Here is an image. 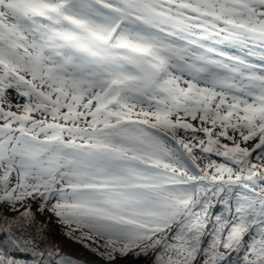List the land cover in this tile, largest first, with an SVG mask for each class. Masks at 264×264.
<instances>
[{
  "label": "snow or ice",
  "instance_id": "obj_1",
  "mask_svg": "<svg viewBox=\"0 0 264 264\" xmlns=\"http://www.w3.org/2000/svg\"><path fill=\"white\" fill-rule=\"evenodd\" d=\"M53 217L107 264H264V0H0V264H80Z\"/></svg>",
  "mask_w": 264,
  "mask_h": 264
},
{
  "label": "trees",
  "instance_id": "obj_2",
  "mask_svg": "<svg viewBox=\"0 0 264 264\" xmlns=\"http://www.w3.org/2000/svg\"><path fill=\"white\" fill-rule=\"evenodd\" d=\"M255 162V161H254ZM33 211L35 212V210L33 209ZM38 220L40 221H45V216L43 215H38ZM55 220V218H54ZM52 222V224H54L55 226H59L62 234L64 235L65 238L69 239L72 243L74 244H78L82 247H85L83 243H78L76 240L69 238L66 234L64 229L56 222ZM0 227H3V219L0 222ZM15 231V229H14ZM30 232H34L33 229H29ZM36 240H37V244L39 246V248L45 252L51 250L53 253H59V254H68V255H72L76 258H81V254L79 255V253L77 252V250L75 249V247L73 246H67L66 244H64L61 240L57 239L55 236V232L53 231V227L50 224H47V227L44 230V238L42 239L41 236L39 234H36ZM6 239L5 237H0V251H2L5 247V245L3 244V240ZM87 250H90L89 248L85 247ZM91 251V250H90ZM92 252V251H91ZM93 253V252H92ZM13 255L17 256L18 258L21 259H28L31 260V255L30 254H24V253H18L15 252L13 250L12 252ZM95 254V253H93ZM95 256H97L95 254ZM98 258H100L99 256H97ZM133 260L141 263V264H145V261L148 259V257H141L139 259H137L134 256H131ZM237 259L236 254L234 253L232 255V260L229 261V264H232V261H235Z\"/></svg>",
  "mask_w": 264,
  "mask_h": 264
},
{
  "label": "rangeland",
  "instance_id": "obj_3",
  "mask_svg": "<svg viewBox=\"0 0 264 264\" xmlns=\"http://www.w3.org/2000/svg\"><path fill=\"white\" fill-rule=\"evenodd\" d=\"M214 159H217L219 162L220 158L217 157H213ZM36 207L37 205L33 204V209L36 211ZM3 218H0V222ZM48 217L45 216V221H47ZM54 220V217L51 220V223H48L50 225H52L53 227V231L55 232V236L57 239L61 240L64 244H66L67 246H73L75 247V249L77 250V252L79 253V255L81 254V258L82 260L91 263V264H107V262L102 261L100 258H98L97 256H95V254H93L90 250H87L85 247H82L78 244H74L72 243L69 239L65 238L64 235L62 234L59 226H55L54 224H52ZM54 222H56L54 220ZM57 223V222H56ZM129 264H141L135 260L132 259L131 256H129L128 258Z\"/></svg>",
  "mask_w": 264,
  "mask_h": 264
},
{
  "label": "water",
  "instance_id": "obj_4",
  "mask_svg": "<svg viewBox=\"0 0 264 264\" xmlns=\"http://www.w3.org/2000/svg\"><path fill=\"white\" fill-rule=\"evenodd\" d=\"M59 255L64 256V257H70L71 259H74L76 261H79L80 264H91V263H88V262H86V261H84V260H82L80 258H76V257H74L72 255H67V254H59Z\"/></svg>",
  "mask_w": 264,
  "mask_h": 264
}]
</instances>
